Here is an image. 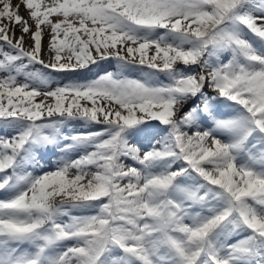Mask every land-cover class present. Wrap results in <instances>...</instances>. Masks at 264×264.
I'll return each instance as SVG.
<instances>
[{
  "label": "snow or ice",
  "instance_id": "snow-or-ice-1",
  "mask_svg": "<svg viewBox=\"0 0 264 264\" xmlns=\"http://www.w3.org/2000/svg\"><path fill=\"white\" fill-rule=\"evenodd\" d=\"M256 41L264 0H0V264H264ZM69 120L99 126L65 145L86 151L23 172ZM149 121L145 151L128 132Z\"/></svg>",
  "mask_w": 264,
  "mask_h": 264
},
{
  "label": "rangeland",
  "instance_id": "rangeland-1",
  "mask_svg": "<svg viewBox=\"0 0 264 264\" xmlns=\"http://www.w3.org/2000/svg\"><path fill=\"white\" fill-rule=\"evenodd\" d=\"M255 43H256L257 48L261 50L262 52H264V46H261L258 41H256ZM227 55H228L227 53L224 54L225 57H227ZM116 69H117V64L115 61L102 62L99 68L97 66H92L90 70L86 69L83 72L75 76H72V77H66L64 75L48 74L45 78L47 79L49 85L54 87L57 84L67 83L69 79H79L80 81L95 79L98 74H102L104 71L111 72V71H115ZM133 77L139 78V74L134 73ZM199 103L200 101L198 98H193L192 100L188 101L187 105H185V108L187 109V108L195 107ZM217 112H218L217 110L214 111V115H216ZM232 112L233 110H231V112H229L228 110L227 113L224 112L223 115L228 114V113L230 114ZM217 116L221 117L220 115H217ZM207 118L209 117L205 114L204 116L203 115L199 116V122H200L201 127H211L212 126V123H213L212 119H209L208 123H205L203 121V120H207ZM156 122H151V123L148 122L147 124L142 125V127L138 126L137 128L132 129L134 130V132H132V130L130 132L129 130L128 132L129 142L137 144L141 149L145 151L148 150V148L152 144V141L155 139H158L159 136L163 135V132H162L163 126L160 125L159 122L158 124ZM154 126H157L158 128V131L156 134L155 133L153 134L149 132L148 130L150 128H153ZM98 127L99 126L87 125L85 121L83 120H69L63 126L60 127L59 134H56L53 130H48L50 134L56 136L57 142L54 144H49L48 146L37 147L35 148V150L40 151L42 149H47L48 147L51 149L56 147V149H58L60 153L53 161L45 164V166L43 165L42 167H45L44 169H41L42 168L40 166L41 164H35V165L32 164L35 161V159H33L30 163H28V165H32L33 167H36L35 170H39L37 172L35 171L34 176L40 175L43 172L55 170L57 165L65 159H68V160L75 159L78 156L82 155L86 151L84 147L78 148L81 146H74L71 149H66L65 145H69L73 143V141L71 140V137L74 136L76 133L94 131ZM64 137H67V139H65ZM35 150H34V153H35ZM29 170L31 171V168ZM73 214L74 215H88V214H91V210L89 209L75 210Z\"/></svg>",
  "mask_w": 264,
  "mask_h": 264
}]
</instances>
